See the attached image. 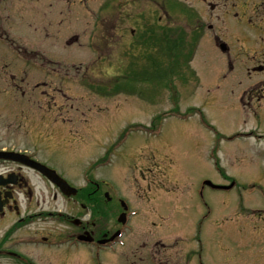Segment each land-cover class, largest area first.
<instances>
[{
    "label": "rangeland",
    "instance_id": "1",
    "mask_svg": "<svg viewBox=\"0 0 264 264\" xmlns=\"http://www.w3.org/2000/svg\"><path fill=\"white\" fill-rule=\"evenodd\" d=\"M81 1H0V149L26 151L74 187L103 183L109 196L128 200L135 213L115 251L38 246L42 234L79 232L62 216L39 214L41 209L82 215L83 221L90 211L78 203L72 207L59 194L54 200L53 186L27 169L32 199L19 195L18 202L20 214L28 206L32 216L10 234L7 226L16 218L5 217L0 233L5 231L6 245L23 239L20 251L37 264H132L124 257L132 249L147 257L146 264H264V121L256 125L263 132L257 141L241 138L217 147L212 126L226 136L253 120L229 102L233 77L217 78L226 57L213 44L211 29L195 51L186 46L181 53L178 73L184 79L172 74L165 86L160 76L143 81V72L151 75L165 60L143 61L126 36L128 27L123 30L117 0L102 15L117 23L113 29L92 24L100 0ZM84 4L93 12H83ZM181 20L175 18L184 27ZM76 34L78 39L67 42ZM185 57H191L189 63ZM168 111L191 116L161 118ZM195 112L204 115L206 127ZM213 146L218 150L212 156ZM232 152L236 158L227 156ZM231 178L238 184L227 190L202 186L205 180L227 184ZM99 220L110 230L117 225L112 215ZM1 259L0 264H22Z\"/></svg>",
    "mask_w": 264,
    "mask_h": 264
},
{
    "label": "flooded vegetation",
    "instance_id": "2",
    "mask_svg": "<svg viewBox=\"0 0 264 264\" xmlns=\"http://www.w3.org/2000/svg\"><path fill=\"white\" fill-rule=\"evenodd\" d=\"M91 1L95 2L96 0ZM81 2L86 4L85 0ZM85 4L79 5V8L86 14L93 12L92 7L88 5V9H86ZM112 5V0H100L95 6V12L98 14L92 23L95 28L102 25H110L112 29L116 28L117 23L115 21L104 19L102 16L103 13L108 12ZM116 5V9H119L121 14L123 30L128 27L126 36L130 38L131 44L137 45L142 55L147 50L150 51V48L153 52L157 51L158 46L164 39H171L177 44L183 41L186 42L188 38L191 45L197 44L204 36V32H207L210 28V37L213 44L226 57V64L223 70L218 72L217 78L229 82L228 78L232 76L235 80L234 84L230 83V104L237 110H242L243 114H251L256 123L263 121L264 0H117ZM172 5L180 7L182 11L174 12L175 10L171 8ZM186 11H191L193 15L189 16ZM209 11H212L213 14L211 22H208V18L212 19L208 13ZM99 14L102 17L98 18ZM177 17H179V20L182 19L181 23L184 24V27L177 24L175 21ZM129 22H131L130 26L126 24ZM78 37V34L72 35L67 39V42L78 39ZM147 45L151 47L148 48ZM18 56L24 57L22 55ZM240 73L242 76L238 75ZM44 83L46 81L42 82V84ZM247 132L249 134L253 133L255 136L258 134L255 130ZM240 134L241 131L233 133L234 136ZM230 137L232 136H228V138ZM27 169L41 178H45L37 170L23 164L0 159V225L5 217L12 216L16 218L13 221L11 220L9 226H7V229H10L9 234L15 230L18 222H26L25 217L32 216V214H28L29 209L26 210L28 206L20 214L21 210L18 202L19 195L29 198L28 202L32 199V187L27 174H25ZM46 181L48 182L47 179ZM51 185L53 186L52 196L54 200L59 194L66 202L71 200L72 207H76V203H78L83 210L88 208L90 214L88 220L83 221L82 215L76 217L61 210L41 209L39 214L45 215V217L48 215L62 216L64 221L73 224L75 229L77 226L79 232L62 231L57 233L58 236L54 238L48 236L53 235V233L42 234L39 236L38 246L59 247V245L64 244L66 248H76V236L80 233H88L91 242L87 243L94 248H103L106 251H113L117 242L124 243L122 239L125 237V232L121 226L116 225L110 230V226L105 227L99 224V218H108L110 215L117 222V218L122 212L120 199H114L112 196L106 197V190L103 189L100 183L91 181L86 188H77V192L72 196H65L57 186ZM47 186L45 184V192L48 190ZM46 195L42 191V200H45ZM4 232L0 233V259L10 257L22 264H37L33 263L31 257L20 251L18 243H23V239L14 238L9 241V245H6V240L3 238ZM137 253H139L138 250L132 249L124 257L127 262L132 264H140L141 260L142 264H146L147 257L142 259V256Z\"/></svg>",
    "mask_w": 264,
    "mask_h": 264
},
{
    "label": "water",
    "instance_id": "3",
    "mask_svg": "<svg viewBox=\"0 0 264 264\" xmlns=\"http://www.w3.org/2000/svg\"><path fill=\"white\" fill-rule=\"evenodd\" d=\"M0 158H4V159H11V160H15V161H19L22 162L36 170H38L40 173H42L43 175H45L49 180H51L53 183H55L60 190L65 193L66 195H70L75 193V189L73 187H71L70 185H68V183L62 178L60 177L53 169L33 160L30 159L28 156L24 155V154H20L17 152H0ZM206 184L210 185L211 187L214 188H227L229 186H221V185H215L212 184L210 181H205ZM81 238H85V239H90V237H84L79 236V239Z\"/></svg>",
    "mask_w": 264,
    "mask_h": 264
}]
</instances>
